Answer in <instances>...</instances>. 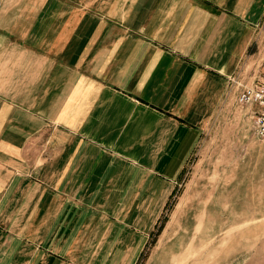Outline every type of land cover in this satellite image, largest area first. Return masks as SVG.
Instances as JSON below:
<instances>
[{
  "label": "crops",
  "instance_id": "crops-1",
  "mask_svg": "<svg viewBox=\"0 0 264 264\" xmlns=\"http://www.w3.org/2000/svg\"><path fill=\"white\" fill-rule=\"evenodd\" d=\"M263 16L0 0V264H138Z\"/></svg>",
  "mask_w": 264,
  "mask_h": 264
},
{
  "label": "rangeland",
  "instance_id": "rangeland-1",
  "mask_svg": "<svg viewBox=\"0 0 264 264\" xmlns=\"http://www.w3.org/2000/svg\"><path fill=\"white\" fill-rule=\"evenodd\" d=\"M240 70L138 264H264V138L240 100L264 71V16Z\"/></svg>",
  "mask_w": 264,
  "mask_h": 264
},
{
  "label": "built area",
  "instance_id": "built-area-1",
  "mask_svg": "<svg viewBox=\"0 0 264 264\" xmlns=\"http://www.w3.org/2000/svg\"><path fill=\"white\" fill-rule=\"evenodd\" d=\"M240 100L252 106L255 132L264 138V71L252 83L243 87Z\"/></svg>",
  "mask_w": 264,
  "mask_h": 264
}]
</instances>
